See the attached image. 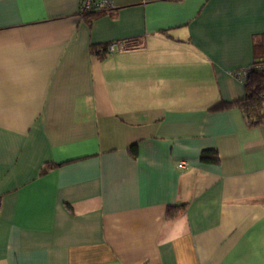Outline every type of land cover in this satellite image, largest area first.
Instances as JSON below:
<instances>
[{
  "label": "crops",
  "instance_id": "obj_1",
  "mask_svg": "<svg viewBox=\"0 0 264 264\" xmlns=\"http://www.w3.org/2000/svg\"><path fill=\"white\" fill-rule=\"evenodd\" d=\"M113 3L0 0V264H264V0Z\"/></svg>",
  "mask_w": 264,
  "mask_h": 264
},
{
  "label": "trees",
  "instance_id": "obj_2",
  "mask_svg": "<svg viewBox=\"0 0 264 264\" xmlns=\"http://www.w3.org/2000/svg\"><path fill=\"white\" fill-rule=\"evenodd\" d=\"M102 52L105 49L101 50ZM247 88L246 98L243 100L237 101L243 110L246 112L248 118H250L251 122H259L261 121V113L260 108L262 104L261 93L264 92V73L261 71H254L250 74L247 82L245 83ZM234 102H219L211 107V109H219L233 104ZM136 149L133 148L132 152L135 154ZM202 160L204 162H215L218 160V152L215 149H205L202 152ZM177 209L174 207L169 208L170 210ZM179 209V208H178ZM175 214V213H173ZM172 215V213H171Z\"/></svg>",
  "mask_w": 264,
  "mask_h": 264
},
{
  "label": "built area",
  "instance_id": "obj_3",
  "mask_svg": "<svg viewBox=\"0 0 264 264\" xmlns=\"http://www.w3.org/2000/svg\"><path fill=\"white\" fill-rule=\"evenodd\" d=\"M115 7L113 0H80L79 14L85 16L91 12L96 11H109ZM123 48V44L119 42H111L107 44L105 51L107 53H114ZM254 71H261L264 73V59L257 60L251 65L235 70L233 73L239 79L247 82L250 74ZM262 107L264 110V92L261 93ZM184 162L180 163L179 166H183Z\"/></svg>",
  "mask_w": 264,
  "mask_h": 264
}]
</instances>
